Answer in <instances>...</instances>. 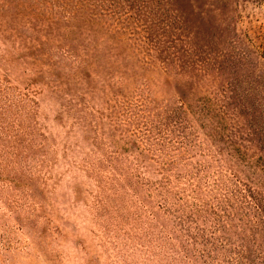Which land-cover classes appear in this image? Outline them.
<instances>
[{
    "label": "rangeland",
    "instance_id": "1",
    "mask_svg": "<svg viewBox=\"0 0 264 264\" xmlns=\"http://www.w3.org/2000/svg\"><path fill=\"white\" fill-rule=\"evenodd\" d=\"M0 264H264V0H0Z\"/></svg>",
    "mask_w": 264,
    "mask_h": 264
}]
</instances>
